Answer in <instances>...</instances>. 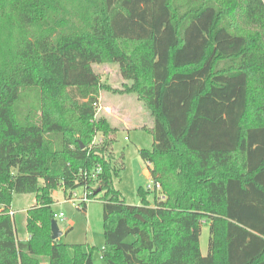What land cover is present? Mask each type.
I'll return each instance as SVG.
<instances>
[{
  "label": "trees",
  "instance_id": "obj_1",
  "mask_svg": "<svg viewBox=\"0 0 264 264\" xmlns=\"http://www.w3.org/2000/svg\"><path fill=\"white\" fill-rule=\"evenodd\" d=\"M101 90L153 116L140 155L161 191L138 188L137 205L113 183L125 156L96 119ZM82 186L103 201L107 264H264V0H0V264H94L95 247L51 232L54 192Z\"/></svg>",
  "mask_w": 264,
  "mask_h": 264
},
{
  "label": "rangeland",
  "instance_id": "obj_2",
  "mask_svg": "<svg viewBox=\"0 0 264 264\" xmlns=\"http://www.w3.org/2000/svg\"><path fill=\"white\" fill-rule=\"evenodd\" d=\"M93 69L102 77L103 82L112 88L124 89L125 85H129L127 84L128 82L132 84L131 81L127 82L122 77L117 63H94ZM101 91H103V94L99 105L115 107L117 114H112L116 119L114 121L119 126H124L117 131L114 151L116 154H124L125 169L120 177L114 178L113 183L122 192L128 204L137 205L141 202L138 188L144 187L147 189L148 185H153L151 175L146 173L148 169L147 162L140 155L141 149H152L154 142L152 132L147 128L150 125V122L146 119L148 115L145 116L146 112L142 110L144 106L140 103L141 100L138 96L133 98L132 96H120L122 94L118 95L106 90ZM109 111L112 113L111 109ZM105 113V109H99L96 119L98 120L102 117L107 119ZM125 127H128V129H125ZM150 191L153 193L154 188ZM54 199L53 208L55 212L59 213L61 211L65 214L64 217H57L59 228L64 232L60 240L67 244L78 243L84 245H86V241H89L95 247L93 253L94 262L107 264L102 258V250L105 246L103 201L97 197L95 201L88 204V210L79 208L66 200L67 194L62 187L54 192ZM149 200L154 203L153 194L149 196ZM35 203V194L14 195L12 209L15 211L13 218L18 239H23L26 236L27 210L34 206ZM209 238L210 229L205 226L201 236V250L204 255L208 253ZM129 240H132V238H129Z\"/></svg>",
  "mask_w": 264,
  "mask_h": 264
},
{
  "label": "built area",
  "instance_id": "obj_3",
  "mask_svg": "<svg viewBox=\"0 0 264 264\" xmlns=\"http://www.w3.org/2000/svg\"><path fill=\"white\" fill-rule=\"evenodd\" d=\"M101 172H102V167L98 166L97 169H95L94 172H92V175H91L92 179L90 180L91 183L93 182V178H96ZM152 188H154V190L161 191V185L160 184H156V185L151 184V185H148V187H147V189H150V190ZM92 192L93 191L87 186L75 188V189L69 190L67 192V199L66 200L72 202L77 207L82 208L84 204H89V203L95 201V199H93L91 197ZM10 215L11 216L15 215V211L13 209L10 210ZM56 217H64V213L59 212V214H56Z\"/></svg>",
  "mask_w": 264,
  "mask_h": 264
},
{
  "label": "crops",
  "instance_id": "obj_4",
  "mask_svg": "<svg viewBox=\"0 0 264 264\" xmlns=\"http://www.w3.org/2000/svg\"><path fill=\"white\" fill-rule=\"evenodd\" d=\"M127 82H128V80H127ZM127 84H131V83H127ZM102 94H103V91H101V93H100V101H101V99H102ZM119 95V94H118ZM120 96H132L133 98H136L137 97V95L136 94H134V93H131V94H122V95H120ZM140 103L144 106V107H142V110L143 111H145L146 112V115L145 116H147L148 115V118H146V119H148V122H150V125L147 127L148 129H152L153 128V125H154V121H153V117H152V114H151V111L147 108V106L142 102V101H140ZM100 110L101 109H105L106 110V113H105V115L107 116V119H108V121H109V123L113 126V127H116L117 129H120L121 127H124V126H119L118 124H116L115 123V121H114V119H115V117H113L112 116V114H114V113H116L117 114V112H116V108L115 107H113V106H103L102 104H100V108H99ZM112 110V113H111V111H109V110ZM148 112V113H147ZM143 113V112H142ZM116 120V119H115ZM140 128H142L141 126H139ZM124 129V128H123ZM125 129H128V127H125ZM146 173L147 174H150L149 173V170L147 169L146 170ZM89 209V206L87 205V208H86V210H88ZM61 212V211H60ZM71 229V228H70ZM69 229V230H70ZM17 232V231H16ZM62 232H63V230H62ZM64 233V232H63ZM63 235V234H62ZM27 238H29V234L26 232V236L23 238V239H27ZM86 245H89V246H92V244L89 242V241H86V243H85ZM94 264H98V262H94Z\"/></svg>",
  "mask_w": 264,
  "mask_h": 264
},
{
  "label": "water",
  "instance_id": "obj_5",
  "mask_svg": "<svg viewBox=\"0 0 264 264\" xmlns=\"http://www.w3.org/2000/svg\"><path fill=\"white\" fill-rule=\"evenodd\" d=\"M51 232H52V238L55 240L60 239V237L63 234L62 230L59 228V225L56 219L52 221Z\"/></svg>",
  "mask_w": 264,
  "mask_h": 264
}]
</instances>
